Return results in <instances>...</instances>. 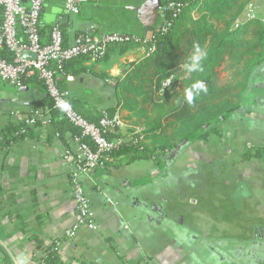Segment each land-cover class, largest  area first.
Segmentation results:
<instances>
[{"label": "crops", "instance_id": "1", "mask_svg": "<svg viewBox=\"0 0 264 264\" xmlns=\"http://www.w3.org/2000/svg\"><path fill=\"white\" fill-rule=\"evenodd\" d=\"M146 1L158 10L157 20L144 22L135 16V11ZM251 1L254 16L262 19L264 0ZM64 2L47 0L38 23L50 27L61 25L68 44L86 32L95 36L134 33L148 39L152 26L159 25L162 17L157 0H86L74 14L64 11ZM23 4L27 6L28 0ZM245 19L244 9L238 21ZM113 46L98 61L87 56L75 59L73 63L86 70L68 76L64 84L70 95L81 97L83 108L88 112L103 111L114 105L111 81L123 77L128 63L144 55L142 45L126 50ZM253 73L261 75L259 82L264 86V62ZM253 86L251 83L248 90ZM47 104L45 91L32 81L12 87L0 80V264H142L144 258L151 264H264L262 227L252 226L251 237L230 235L249 233L240 231V223L222 225L227 221L215 220L214 223L206 214L201 221L205 223H195L192 216L203 210L200 208L185 220L182 213H175L179 207L176 201L185 202V197L163 198L159 193L168 182L157 175L166 169L151 159L129 162L131 152L115 153L102 166L80 177L90 200L95 227H81L73 239L63 238L76 217L69 181L71 168L63 156L66 149L75 147L74 131L60 115L55 122L65 123L58 127L51 120L49 110L45 112ZM240 110L244 114L240 111L232 119L241 118L243 129L237 133L238 141L232 149L222 152L230 154L227 157L235 153L239 156L234 165L257 164L259 169H264V157L248 156L254 155L256 149L264 151V98L254 105L248 100ZM35 112L50 121L40 118L34 127L22 133L23 121ZM119 112L125 127L118 133L128 136L124 139L127 141L130 139L127 129L133 120L129 119L128 112ZM225 138L224 133L210 134L207 139L194 138L193 142L206 143L208 153H214L229 146ZM230 138L234 135L229 141ZM256 141L260 142L255 144ZM240 142L244 147H239ZM194 147L188 143L174 152L164 162H170L167 168L183 167L177 160ZM199 158V154L187 155L185 168H193ZM243 178L245 184L261 185H258L260 177L250 178L254 182L248 176ZM256 190H252L250 200L257 197ZM257 193L263 197L264 187ZM188 199L193 202V197ZM218 224L221 228L211 227ZM55 241H59V246L49 263Z\"/></svg>", "mask_w": 264, "mask_h": 264}, {"label": "trees", "instance_id": "2", "mask_svg": "<svg viewBox=\"0 0 264 264\" xmlns=\"http://www.w3.org/2000/svg\"><path fill=\"white\" fill-rule=\"evenodd\" d=\"M179 2L182 5L180 12L176 15L171 12L163 14L159 25L152 26V35L147 40L143 41L142 35L123 33L140 41L109 45L123 50L142 45L144 55L128 63L123 77L114 78L110 85L107 84L111 87L115 103L106 110L86 111L81 97L72 96L65 89L67 77L81 74L85 67L73 63L75 59L61 65L49 63L58 88L69 93L68 100L74 110L88 121L96 122L104 111L128 112L129 119L133 120L127 129L129 140L124 141L129 137L122 136L120 132L105 134L110 141L118 138L122 141L110 156L120 151L127 155L131 152L129 162L151 159L161 168L182 142L194 138L207 139L210 134L219 135L218 125L230 113L240 110L241 96L248 90L254 70L264 62V8L262 19L254 16L239 22L251 0ZM37 27L42 43H47L50 25L38 23ZM60 28L64 45H69L61 25ZM18 34H23L22 28H18ZM109 47L103 58L108 54ZM0 55L10 62L14 59V53L7 49H3ZM221 69L229 73V79L226 83L217 84ZM167 78H170L169 85L162 87ZM24 81H32L45 91L35 77L21 79L19 84ZM189 92L192 94L191 102L187 99ZM157 93L162 94V101L154 103L153 97ZM47 105L49 116L55 122L59 112L52 107L49 99ZM64 123L59 121L56 124L59 127ZM72 129L74 134L78 133L74 127ZM135 129L139 130L137 134ZM170 129L175 132L179 143H171L172 136L167 134ZM248 156L264 157V151L256 149L254 155ZM227 224L234 223L227 221L222 225ZM233 235L240 237L239 233ZM50 254L49 263L50 256L53 260L52 255H55L53 249Z\"/></svg>", "mask_w": 264, "mask_h": 264}, {"label": "built area", "instance_id": "3", "mask_svg": "<svg viewBox=\"0 0 264 264\" xmlns=\"http://www.w3.org/2000/svg\"><path fill=\"white\" fill-rule=\"evenodd\" d=\"M47 0H28L25 6L20 0H0V52L7 49L14 53L13 61H7L0 55V80L9 86L19 85L21 79L35 77L42 83L46 96L52 103V107L59 112L60 117L66 120L78 133L73 135L75 147L64 151V159L69 162V181L71 196L75 206V221L64 231L62 237L73 239L81 227L93 229V213L89 197L84 189L80 177L87 175L98 166H102L121 142V138L110 141L105 137L106 133L118 132L124 129L125 122L119 111L114 113L103 112L96 122L85 119L74 110L68 100L69 93L58 88L55 73L49 63L55 62L61 65L65 61L88 56L92 60L102 59L110 44L131 43L140 41L128 34L107 33L101 36L81 33L76 36L69 45H64L63 33L59 24H54L49 32V41L42 43L38 33V22L43 5ZM86 0H65L64 11L77 13L80 6ZM179 0H162L159 7L160 13H173L176 15L181 10ZM247 18L254 17L252 3L245 7ZM18 28H22L23 34H18ZM147 40L143 38V41ZM23 52L35 55L34 59H24ZM170 78H167L162 87H167ZM46 114L48 109H46ZM41 115L35 112L23 122L21 132L27 130L40 120ZM49 122V119L44 118ZM138 129L134 133L137 134ZM138 138H141L138 136ZM89 141V142H88ZM59 241L54 242L53 250H57ZM142 264H151L148 259H142Z\"/></svg>", "mask_w": 264, "mask_h": 264}, {"label": "rangeland", "instance_id": "4", "mask_svg": "<svg viewBox=\"0 0 264 264\" xmlns=\"http://www.w3.org/2000/svg\"><path fill=\"white\" fill-rule=\"evenodd\" d=\"M218 70H220V68ZM261 78V75L253 73V75L251 76V83L254 84V86L252 90H247L242 94L240 106L243 107V105L248 100L253 102L254 105L256 102H258V99L264 98V86L262 85L263 82H259ZM228 79L229 73L221 69L217 84L226 83ZM159 94L157 93V95H154V103H159L160 101H162V94ZM248 108H246V110ZM258 110L261 111L262 109L258 108ZM240 111L241 110L230 113L225 120L227 122H222L218 125L221 132L220 135L224 133L226 137V145H229L227 146V148H222L221 150H219V152L214 151V153H208L206 143L201 145L199 142H197L199 144L198 145L197 143L195 144L193 142L194 139L182 142V144L178 146V148H176L172 154H174V152H177L182 147L186 146L188 143L190 147H194L195 144L194 149H191V151H189L187 155L195 156V154H199L200 160H197L198 162L194 166H192L193 168L190 167L186 169L184 162L186 161L185 159L187 155L184 154L177 160V162H179V164L183 167H180V169L178 170H173L171 169V165V168H167L170 162L163 163V168H165L166 170L164 169L165 172L162 171L157 176L166 178L168 182L167 186L161 189V192H159L163 198H170L173 195L185 197V202L176 201L179 207H175L177 209L175 213H182L185 220L192 211L200 208L203 210L195 212V217L192 216V219L195 221V223L198 222L201 225L205 223H201V221L204 214H206L209 219H211V222L214 223L215 221H217V223L228 221L236 225L240 223L242 226L240 227V231H248L249 233L240 235L251 237L253 235V231L251 229L252 226L259 225L264 230V196L261 197L259 195L260 192L257 193L260 187H264V169H259L261 167L257 164H240L241 166L239 164L234 165L233 161L236 162V158L238 161L239 156L235 153L236 155L233 154L231 155V157H227L226 155L230 154L225 155V152H222L225 151L223 149H232V147H234V145L236 144V141H238L237 133L239 132V130L243 129V126L241 125L242 122L240 123L239 120L241 118H234V120L232 119L234 117L233 115L244 114L243 110L240 114H238ZM252 111L253 110H251V112ZM174 133V131L171 132V129L167 132L169 136H172V144H175L176 142L179 143L177 141V137L175 138ZM233 135L234 138H230L231 141H229L228 138ZM245 135L249 137L250 134L245 133ZM258 142L260 141H256L255 144H257ZM239 144V147H244L242 146L241 142ZM260 144L263 147V144ZM212 146L211 148H213ZM216 147L218 148V146ZM231 152H233V150H231ZM244 176H248L249 179L253 178L254 176L260 177V182H258V185H261L257 186V183L256 185L245 184V180L243 178ZM249 181L254 182L253 179H250ZM256 188L257 197H255V200H250L249 196L252 194V190ZM190 197H193V202L191 201L192 203L188 199ZM241 221L246 222L247 224L244 226ZM211 227L221 228V225H212ZM229 234L230 233H228L226 236H229ZM222 239L223 238H220V240Z\"/></svg>", "mask_w": 264, "mask_h": 264}, {"label": "water", "instance_id": "5", "mask_svg": "<svg viewBox=\"0 0 264 264\" xmlns=\"http://www.w3.org/2000/svg\"><path fill=\"white\" fill-rule=\"evenodd\" d=\"M22 3H25L27 0H20ZM157 2H159L158 7L161 6L162 4V0H157ZM135 16L139 17L140 21H144L145 20H157L158 19V10L150 7V4L148 1H146L143 5V7L138 8L135 11ZM22 57L24 59H34L35 55L33 53L30 52H23L22 53Z\"/></svg>", "mask_w": 264, "mask_h": 264}, {"label": "clouds", "instance_id": "6", "mask_svg": "<svg viewBox=\"0 0 264 264\" xmlns=\"http://www.w3.org/2000/svg\"><path fill=\"white\" fill-rule=\"evenodd\" d=\"M187 99H188L189 102H191V100H192V94H191V92H189L187 94Z\"/></svg>", "mask_w": 264, "mask_h": 264}, {"label": "flooded vegetation", "instance_id": "7", "mask_svg": "<svg viewBox=\"0 0 264 264\" xmlns=\"http://www.w3.org/2000/svg\"><path fill=\"white\" fill-rule=\"evenodd\" d=\"M260 237V236H259Z\"/></svg>", "mask_w": 264, "mask_h": 264}]
</instances>
